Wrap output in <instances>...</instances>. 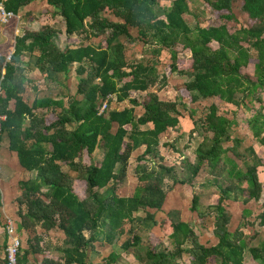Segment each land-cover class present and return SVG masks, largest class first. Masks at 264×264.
<instances>
[{
	"label": "trees",
	"instance_id": "trees-1",
	"mask_svg": "<svg viewBox=\"0 0 264 264\" xmlns=\"http://www.w3.org/2000/svg\"><path fill=\"white\" fill-rule=\"evenodd\" d=\"M33 1L0 0L7 13L24 22L20 33L13 31L17 20L10 21L7 33L0 31V114L6 116L0 147L6 144L18 163L35 173L19 182L16 225L33 236L27 249L19 251L18 264H28L36 255L44 256L41 264H117L114 252L103 262L94 261V256L97 244L111 246L124 236V257H133L136 264H264V237L249 246L243 229L252 211L243 210L232 231L227 205L256 202L264 208V160L254 144L243 146L245 140L234 132L235 126L249 127L264 146V0H204L212 19L234 23L239 20L233 4L239 2L248 24L234 32L227 24L192 28L184 17L190 14L188 0H173L169 9L162 8L164 0H48L65 29L39 22L27 11ZM94 38L104 39L106 46ZM129 46H136L131 54L139 50L144 59L131 60ZM167 53L171 62L163 71L161 59ZM253 57L257 62L252 77L245 69ZM74 66L80 76L78 89L67 95L58 78ZM26 70L35 71L33 80L25 76ZM175 73L186 80L180 88L182 100H164L162 91ZM28 87L58 93L28 101ZM217 100L236 111L220 112L211 103L196 120V111L187 107ZM114 102L128 105L114 109ZM181 109L194 124L190 133L181 131ZM170 130L180 134L164 145L176 148L179 138L187 136L188 145L198 131L204 133L196 161L183 157L190 175L181 182L193 184L205 171L214 177L219 198L203 210L195 193L191 212L197 216L196 225L177 218L178 211L158 219L168 201L167 179L179 180L160 148ZM140 147L144 150L133 170L135 191L121 196L130 159ZM236 158L246 161V170ZM257 218L264 227V209ZM210 226L215 245L203 244L197 231ZM39 230L44 235L63 233L60 255L44 250ZM258 238L256 231L250 241ZM3 262L7 264V257Z\"/></svg>",
	"mask_w": 264,
	"mask_h": 264
},
{
	"label": "rangeland",
	"instance_id": "rangeland-1",
	"mask_svg": "<svg viewBox=\"0 0 264 264\" xmlns=\"http://www.w3.org/2000/svg\"><path fill=\"white\" fill-rule=\"evenodd\" d=\"M173 0H164L161 4L163 9H169L171 6ZM188 3L190 5V14L185 15V20L187 23L192 27L195 28L196 26H201V27H210V26H219L221 24H227L229 27L230 31L234 32L236 29L239 27H246L247 26V16L243 14L240 10V4L239 2H235L233 4V11L235 15L238 17L239 22L234 23V22H227V21H220L217 19H212L205 7L204 0H188ZM27 11H31L35 17L38 19L39 22L42 24H49V25H54V27L60 28V29H65V25L62 21V18L60 15L56 12V10L49 5L48 0H34L33 3L27 7ZM112 21H117L121 22L120 19H117L113 16L109 17ZM13 21L15 23V28L14 32L15 34L18 32L20 33L23 27V19H20V17H15ZM4 21L0 19V31L1 33H7L8 26L12 23L10 22L8 25L3 23ZM131 34L134 37H137V31L135 29L131 30ZM93 41H97L96 38L93 39ZM101 46H106V41L104 39H100L97 41ZM134 46L133 48H135ZM132 47L129 46V55L130 59L133 61H139L141 59H144L141 56V52L139 50L136 51L135 54H131L130 50H133ZM8 53H10L8 51ZM155 59V57H153ZM162 65L164 66L161 67V69L164 71L165 66L167 63L171 62V55L169 53L163 55L162 57ZM249 69V67H248ZM248 69H245V72H248ZM27 71V70H26ZM26 77L30 76V71H27L25 73ZM32 78H34V74L31 75ZM80 76L77 75L76 73V68H71V72L64 74L62 77L58 78V83L61 88H63L64 92H67V95H75L78 89V83ZM39 81L42 80V78H38ZM186 80L182 77L177 75L176 73L172 76L171 83L169 87H167L165 90L162 91V96L164 100L167 101H176V99L180 98V88L184 84ZM28 90V89H27ZM28 95L26 96V99L28 101H32L35 96L42 97L44 95H50L54 96L55 93H58V89H50L47 92L41 91L38 87H35L33 90H28ZM65 95V96H67ZM81 98V97H80ZM182 100V98H180ZM211 103H216L219 107L220 112H226V113H231L236 111V107L233 105H228L226 103H220L219 100L216 102H206V103H201V104H195V105H187L188 103L185 101V104L187 105L188 109L191 107L196 111L195 119L198 120L201 118L205 113L206 109L208 108V105ZM11 107L13 108L14 105L11 103ZM121 107V106H120ZM182 110V109H181ZM183 112V117L181 118V131H184L185 133L190 132V123H192L190 117H189V112L187 110H182ZM250 115V114H249ZM248 115V116H249ZM231 116V114H230ZM242 116L240 117V120H242ZM235 134L239 137H242L243 140H245V143H243V146H248L250 144H254L255 147L257 145L258 151L257 153L259 156L264 160V146L254 138L252 132L249 130V127L245 126H235L234 130ZM180 134V131L175 132L172 134L170 137H165V142H173L177 138V136ZM204 133L202 131H198L196 135H194V138L189 139L190 143L188 145V137L184 136L179 138V141L177 143V148L174 146H162L161 147V152L165 158H167L166 163L169 165H173L176 167V171L178 174V182L174 180L173 178H168L165 184V188L168 192V201L166 204V207L162 212L158 214V219L161 221L163 220L166 215L171 212V211H178L180 214H176L175 216L178 218L180 217L182 220L186 222H191L196 225V214L191 212V205H192V198L197 193V195L200 196V204L202 206V209H206L209 205H213L217 203L218 198H219V189L218 185L214 182V177L208 175L205 171H201L198 176L195 178L193 184L189 183H182V180H185L187 178V174L190 175V172H188L186 169L183 168L182 161L183 157L187 156L191 161H196V148L198 144L201 142L203 138ZM172 140V141H170ZM255 148V149H256ZM144 150V147L138 148L135 152H133L132 158L130 159L129 162V167H128V176L125 181V185L123 188L122 193L120 192L121 196L124 197H130L133 195L136 185H137V178L133 174V170L137 164L136 158L137 155H140ZM10 151V150H9ZM100 154V153H99ZM9 152L6 144L0 147V176L5 175V172L11 167V161L8 157ZM98 155V153H97ZM238 164L240 167L243 169H247L246 161L243 162L242 159L236 158ZM14 174L16 175L17 178L20 177L19 171L21 170H15V167L13 166L12 168ZM24 174L28 175L29 173L27 171L23 172ZM72 174H76L73 172ZM31 177H34L35 173L32 172L30 173ZM25 178V176L23 175ZM260 177L264 181V166L260 167ZM16 181V179H15ZM11 187L15 193L20 192L18 184L16 182L11 181L10 182ZM1 191V188H0ZM2 202V200H1ZM228 211L233 217L232 220V225H231V230L233 231L239 224L241 217H242V211L247 209H250L252 211V215L248 217L249 223L245 229L246 234H247V239L249 241V246H256L259 244V240L264 237V227L260 226V220H258V215L263 212V206L261 204H258L256 202L251 203L249 206L243 205L241 202H228ZM2 209V208H0ZM141 215L143 213H140ZM175 218V219H177ZM16 218H12L11 220L14 221L15 227H16V234L21 240V247L20 251L23 249H27V240L29 237L33 236L32 233H30L27 230H19L17 225H16ZM8 222V217H3L0 219V264H4L3 260L5 257H7V248L9 245V236L7 235L6 232V225ZM253 222H256V225L253 226ZM212 227L210 226V230H206L205 232L202 233V231L197 228L198 233L201 234L200 241L203 244L206 245H215L217 243L216 237L213 235L212 232ZM157 234H160V229L159 227L155 229ZM256 231L259 233V238L255 241H250L253 235L256 234ZM38 233L40 234V237L43 239L44 238V250L46 252H50L51 254L58 256L60 255L59 248L64 244V235L63 233L59 232L58 230H53L46 235H44L43 230H39ZM142 236L146 235V233H140ZM147 237V235H146ZM127 236H124L116 241V244L114 245H107L106 247H102L100 244H97V252L95 253L94 256V261L96 262H103L104 258L108 259L109 255H111L113 252L114 254H117L118 259H117V264H126L129 263L128 261L131 262V264H136L133 260V257H130L126 260L124 257V253L121 249V244ZM167 241V238H165ZM11 243V241H10ZM144 243L148 244V238H144ZM44 256L42 255H36L32 256L29 260L28 264H41L42 259ZM251 253L249 249L247 250V255H246V260L249 262L251 260ZM188 263V259H187ZM211 264H214L211 262Z\"/></svg>",
	"mask_w": 264,
	"mask_h": 264
},
{
	"label": "crops",
	"instance_id": "crops-1",
	"mask_svg": "<svg viewBox=\"0 0 264 264\" xmlns=\"http://www.w3.org/2000/svg\"><path fill=\"white\" fill-rule=\"evenodd\" d=\"M256 62H257V59L255 57H253L252 60H251V64L248 66L249 69L247 68L248 69V72H245V73H247V74H249V75H251L253 77L254 76V68H255V63ZM34 73H35L34 70L33 71H30V76L28 78H30L31 80H33V78H32L31 75H33ZM28 90H30L29 87H28ZM27 91H26V95H28V92ZM161 97L163 98L162 95H161ZM120 105L121 104L114 102L113 103V108L114 109H117V108L118 109H121L125 105H128V103H126L122 107H118ZM140 114H141V112L138 109V115H140ZM189 128H190V131L192 129H194L193 122L190 123V127ZM187 133H190V132H187ZM172 134H174V131L173 130H170L169 133H167V134H165V135L162 136V138H161L162 143L160 145V148L162 146H165L164 145V143L166 141L165 140V137H170V136H172ZM170 141H172V140H170ZM167 142H169V141H167ZM260 145H261V143H260ZM254 147H255V145H254ZM256 147H257V145H256ZM256 150H258V149L256 148ZM8 152H9L8 157H9L12 165L5 172V175H1L0 176V188H1L0 197H1V200H2V209H0V219L3 218V217H5V216L6 217H9V218H11V217L12 218H16L15 220L17 221V225H19L20 218H19V216L17 214L18 208H19L18 200L17 199H19L22 196V190L20 188L19 182L21 180H28L29 178H31L30 173H32V172L26 170L24 167H22V165L20 163H18V159H17L16 154L11 153L9 150H8ZM166 160H167V158H166ZM13 166L15 167V170L16 171L17 170H21V171H19V173H20V177L19 178H17L18 176L16 177V175H18V174H14L13 173V170H12ZM24 171H27L29 174L28 175L24 174L23 173ZM23 175L25 176V178L23 177ZM15 179H16V181H15ZM11 181L16 182V184H18L20 192L15 193L13 191V189L11 187V184H10Z\"/></svg>",
	"mask_w": 264,
	"mask_h": 264
},
{
	"label": "built area",
	"instance_id": "built-area-1",
	"mask_svg": "<svg viewBox=\"0 0 264 264\" xmlns=\"http://www.w3.org/2000/svg\"><path fill=\"white\" fill-rule=\"evenodd\" d=\"M1 19L4 21L3 23H8L14 19V15L12 13H7L2 6H0ZM106 109V106L103 108V111ZM6 121V116L0 114V131L2 128V123ZM6 232L9 236V245L7 248V264H18V255L21 247V240L17 236L15 223L11 218L8 217V222L6 225ZM11 241V243H10Z\"/></svg>",
	"mask_w": 264,
	"mask_h": 264
},
{
	"label": "clouds",
	"instance_id": "clouds-1",
	"mask_svg": "<svg viewBox=\"0 0 264 264\" xmlns=\"http://www.w3.org/2000/svg\"><path fill=\"white\" fill-rule=\"evenodd\" d=\"M12 21V20H11ZM9 23V22H8ZM7 24V23H6ZM3 79V76L1 77V80Z\"/></svg>",
	"mask_w": 264,
	"mask_h": 264
}]
</instances>
